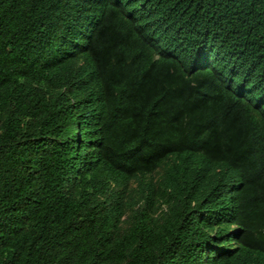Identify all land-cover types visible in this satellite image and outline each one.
<instances>
[{
	"label": "trees",
	"instance_id": "obj_1",
	"mask_svg": "<svg viewBox=\"0 0 264 264\" xmlns=\"http://www.w3.org/2000/svg\"><path fill=\"white\" fill-rule=\"evenodd\" d=\"M0 264H264V0H0Z\"/></svg>",
	"mask_w": 264,
	"mask_h": 264
}]
</instances>
